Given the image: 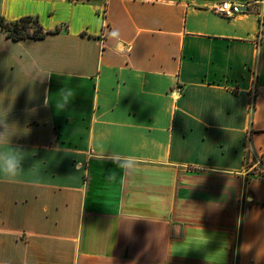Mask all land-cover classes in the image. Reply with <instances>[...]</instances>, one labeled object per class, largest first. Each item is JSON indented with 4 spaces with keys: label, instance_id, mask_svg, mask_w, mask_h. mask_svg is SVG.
Returning <instances> with one entry per match:
<instances>
[{
    "label": "crops",
    "instance_id": "1",
    "mask_svg": "<svg viewBox=\"0 0 264 264\" xmlns=\"http://www.w3.org/2000/svg\"><path fill=\"white\" fill-rule=\"evenodd\" d=\"M218 1L0 0L47 32L0 27V264H264V1Z\"/></svg>",
    "mask_w": 264,
    "mask_h": 264
},
{
    "label": "clouds",
    "instance_id": "2",
    "mask_svg": "<svg viewBox=\"0 0 264 264\" xmlns=\"http://www.w3.org/2000/svg\"><path fill=\"white\" fill-rule=\"evenodd\" d=\"M111 36L116 38L118 34L114 31ZM69 95H72V93L70 92ZM68 103V98L64 97L62 102L56 104L57 111L64 110ZM43 106L47 107L48 105L45 102ZM12 111L13 108L4 109L3 101L0 99V178L8 181L15 180L25 171L22 166L24 153L18 144H13V138L19 139L27 136L31 131L28 127L22 128L18 120L10 119ZM36 114L37 109L35 107L25 109L27 117H32Z\"/></svg>",
    "mask_w": 264,
    "mask_h": 264
},
{
    "label": "trees",
    "instance_id": "3",
    "mask_svg": "<svg viewBox=\"0 0 264 264\" xmlns=\"http://www.w3.org/2000/svg\"><path fill=\"white\" fill-rule=\"evenodd\" d=\"M29 23H32L35 28L30 27ZM0 27L6 31L7 36L16 40L27 37L42 38L47 33L43 31L38 20L30 16L22 17L16 21H4L0 19Z\"/></svg>",
    "mask_w": 264,
    "mask_h": 264
},
{
    "label": "built area",
    "instance_id": "4",
    "mask_svg": "<svg viewBox=\"0 0 264 264\" xmlns=\"http://www.w3.org/2000/svg\"><path fill=\"white\" fill-rule=\"evenodd\" d=\"M264 1V0H262ZM250 3H244V4H238L235 2H232L230 0H220L216 2L211 9L219 14L220 16L224 18H232L237 13L241 12L243 9L248 10ZM105 11V8L103 9ZM260 18L263 19L264 17V10L259 11ZM262 37V28L261 26L258 29L257 35H256V42L257 44H260V40ZM255 94L254 91H252V97Z\"/></svg>",
    "mask_w": 264,
    "mask_h": 264
},
{
    "label": "rangeland",
    "instance_id": "5",
    "mask_svg": "<svg viewBox=\"0 0 264 264\" xmlns=\"http://www.w3.org/2000/svg\"><path fill=\"white\" fill-rule=\"evenodd\" d=\"M30 27L35 28V26L32 23L28 24Z\"/></svg>",
    "mask_w": 264,
    "mask_h": 264
}]
</instances>
